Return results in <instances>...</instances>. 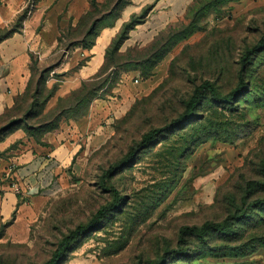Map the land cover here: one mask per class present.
Instances as JSON below:
<instances>
[{
  "label": "rangeland",
  "instance_id": "374dc122",
  "mask_svg": "<svg viewBox=\"0 0 264 264\" xmlns=\"http://www.w3.org/2000/svg\"><path fill=\"white\" fill-rule=\"evenodd\" d=\"M109 7L101 4V14ZM81 29L66 31L63 46L80 40ZM263 36L264 0H195L150 44L110 53L104 79L62 98L55 96L64 77L53 68L63 52L48 62L34 59L29 84L8 116L24 121L31 111L24 127H54L61 111L69 120L80 118L95 95L92 103L107 100L116 86H126L128 94L112 92L115 113L79 142L63 177L25 199L28 205L8 222L0 239L3 264H45L65 236L89 225L116 198L120 208L75 242L63 264H264V207L245 220L230 219L264 199V49L232 106L207 95L190 128L139 150L146 133L184 113L203 82L222 96L234 91L243 55ZM82 99L87 101L78 109ZM6 135L0 137V160L11 152L2 150ZM226 221L236 234L214 235L207 245L181 236L186 227Z\"/></svg>",
  "mask_w": 264,
  "mask_h": 264
},
{
  "label": "crops",
  "instance_id": "0c3cea01",
  "mask_svg": "<svg viewBox=\"0 0 264 264\" xmlns=\"http://www.w3.org/2000/svg\"><path fill=\"white\" fill-rule=\"evenodd\" d=\"M92 1L40 0L20 28L0 41V119L14 106L17 96L26 90L34 59L48 62L63 52L61 61L54 68V74H63L64 77L55 96L62 98L79 89L83 83L105 78L106 74L101 72L108 49L133 16L150 8L145 22L129 33L120 48L121 53L153 42L183 17L195 0H130L120 13H114L99 23L90 47L76 44L69 50L65 49L60 38L66 31L80 25L91 10ZM96 1L103 3L106 0ZM29 2L0 0V33L14 27ZM112 92L115 97L119 94L125 97L128 88L116 86L111 93L107 92V100L91 103L80 118H64L58 129L46 133L40 141L28 136L23 129L4 138L2 150L11 152L0 160V230L17 211L28 205L26 200L29 197L48 191L63 177L80 146L79 142L115 113L116 98ZM13 182L21 188L22 198L12 188Z\"/></svg>",
  "mask_w": 264,
  "mask_h": 264
},
{
  "label": "trees",
  "instance_id": "16d2710c",
  "mask_svg": "<svg viewBox=\"0 0 264 264\" xmlns=\"http://www.w3.org/2000/svg\"><path fill=\"white\" fill-rule=\"evenodd\" d=\"M39 1L40 0H30L27 9L19 16L18 21L14 25V27L11 30H7V31L0 33V41L10 37L13 33H15L20 28L23 21L27 17L28 13L30 11L36 9ZM108 3L110 5V7L108 8L109 11L101 14V8H100L101 4H108ZM128 4H130V0H106L103 3L98 2L96 0H93L91 3V10L82 19V21L80 22V25L78 26L79 29L82 28L80 30V33L82 34L81 35L82 38L79 40L80 42L76 41V42H72L70 44H67L65 49L69 50V48H71L72 46H74L76 44H82L86 48L90 47L92 45L93 38L96 34V29H97L99 23H101L103 20H106L108 18V16L114 14L116 11L117 12L121 11L123 9V7L128 5ZM32 6H33V8H32ZM149 11H150V8L145 9L140 15L133 16L128 23L124 24L121 32L114 39L112 45L108 49L106 62L108 60L110 53L120 51V48H121L122 44L125 42V40L128 38L129 33L137 25L145 22ZM60 40H62V42H63V38L62 39L60 38ZM263 49H264V36L243 55L242 62H241L240 75H239V83H238V86L236 87V89L234 91L222 96V95L218 94L217 90L215 89V86L211 82H209V81L203 82L202 84H200L199 86H197L195 88V91L193 92V95H192L190 101L187 103V106H186L184 113H182L180 116L173 119L169 123L165 124L164 126L157 128V129H153L150 132L146 133L143 136L141 143L139 144V150L147 149L154 141L168 135L169 133H171L177 129L186 130L187 128H190L189 127L191 125L190 123L193 122L194 120L198 119V112H197L198 107L201 104L204 97L207 95H209L210 98L216 103L232 106L234 101H236L237 98L239 97V95H241L245 92V90H246L245 78L247 76L248 70L253 63L255 56L258 53H260ZM62 57H63V55L61 56L60 61H61ZM103 69H104V67H103ZM103 69H102L101 74H104ZM32 71H33V64H32ZM46 73H47V70H45L43 72V74L40 75L39 80L37 82V90L35 93H33L30 96V98L32 100L31 102L36 100V98H37L36 93H38L37 91L40 89ZM106 80L107 79H105V82H106ZM107 82H109V81H107ZM54 96H52L51 99L54 98ZM97 97H98V95H95L89 102L92 103L91 101H93V99H96ZM85 101H87V99L80 100L77 108L79 109L80 106L82 105V104L80 105V103L81 102L84 103ZM15 103L17 104L16 100H15ZM31 104H32L31 106H34V103H31ZM13 109H15V105L11 109L7 110L6 114L0 119V121L5 119V118H8L9 114L13 112ZM32 115H33V113L31 111H28L27 115H25L26 119L24 121L16 120V119H14V117H12V118L9 117L7 122L5 123V125L0 129V137L4 136L5 134L10 135V134L16 132L17 130L23 128V130L25 131V133L28 136L34 137L37 141H40L41 138L46 133L52 132V131L58 129L61 121L64 118H67L66 116H64L65 114L62 113V111H61L59 113V116H58L59 117L58 121L54 127H49V125H50L49 123H46L45 125L41 124L39 127H30V126L24 127V125H22V124H25L27 119ZM8 135H6V136H8ZM118 168H119V165L111 167L105 173V177L108 178ZM116 195H117V193H116ZM18 196H20V198H22L21 195H18ZM120 206H121V199L116 198V200L112 206L100 208L97 211V213L95 214L94 218L89 223V225H87L86 227L85 226L77 227L75 230L71 231L69 233V235L65 236L62 239V241L60 242V244L58 245V247L54 253L53 259L49 260L45 264H63L66 260V257L68 256V252L70 251L73 244L75 242H77L81 237L86 235L90 228H94V227L98 226V224H100L103 219H105L109 214H111L112 211L118 210L120 208ZM260 207H262V208L264 207V199L254 201L251 204L250 209H247V208L242 209V211H240V213L233 215L230 219L236 220V221L245 220L246 218L250 217L249 214H250L251 210L253 211V210L258 209ZM232 224L233 223H229V222L227 223V221H226V222H223L220 224H218V223H206L202 226L186 227L182 230L181 236H182V238L185 236H191V235L195 236L197 241H199L203 245H207V244H209L210 237H212L214 235L223 236V237L235 235L236 234V232L234 231L235 228L233 227ZM6 226H7V224L4 225L2 227V229L0 230V239L3 238V236H4V230H5ZM179 253H180L179 254L180 256H184L183 255L184 252L179 251ZM3 263L4 262L2 260H0V264H3Z\"/></svg>",
  "mask_w": 264,
  "mask_h": 264
},
{
  "label": "built area",
  "instance_id": "2783aa9c",
  "mask_svg": "<svg viewBox=\"0 0 264 264\" xmlns=\"http://www.w3.org/2000/svg\"><path fill=\"white\" fill-rule=\"evenodd\" d=\"M29 5V4H28ZM33 8V6H32ZM12 188L14 189V191L18 194V195H22V191H21V188L19 187L18 184H16L15 182L12 183Z\"/></svg>",
  "mask_w": 264,
  "mask_h": 264
}]
</instances>
